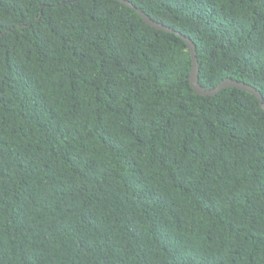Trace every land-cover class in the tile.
Returning a JSON list of instances; mask_svg holds the SVG:
<instances>
[{
  "label": "trees",
  "instance_id": "16d2710c",
  "mask_svg": "<svg viewBox=\"0 0 264 264\" xmlns=\"http://www.w3.org/2000/svg\"><path fill=\"white\" fill-rule=\"evenodd\" d=\"M126 1L264 103V0ZM190 69L117 0H0V264H264V109Z\"/></svg>",
  "mask_w": 264,
  "mask_h": 264
},
{
  "label": "water",
  "instance_id": "95a60500",
  "mask_svg": "<svg viewBox=\"0 0 264 264\" xmlns=\"http://www.w3.org/2000/svg\"><path fill=\"white\" fill-rule=\"evenodd\" d=\"M75 1V0H72ZM119 2H121L122 4L134 9L139 15L140 17L145 21V23L157 30L160 31H164V32H169V33H174L177 36H179L184 42L185 44L188 46V50H189V54H190V58H191V69H190V74H189V83L191 85V87L193 88V90L195 92H197L199 95L202 96H211L214 95L216 93H218L221 89L223 88H227V87H234L243 91H247L249 93H251L252 95H254L258 101L259 104L261 106L262 109H264V103H263V98L261 96V94L252 86L247 85L243 82H239L236 80H232V79H224L222 80L217 86H215L212 89H204L203 87H201V85L198 82V63H197V58H196V49H195V45L193 44V42L191 41L190 38L183 36L181 33L174 31L173 29L153 21L152 19H150L141 9L136 8L131 2H128L126 0H117Z\"/></svg>",
  "mask_w": 264,
  "mask_h": 264
}]
</instances>
